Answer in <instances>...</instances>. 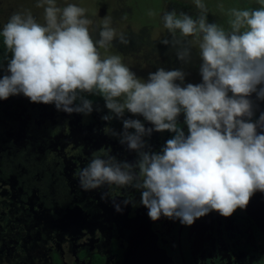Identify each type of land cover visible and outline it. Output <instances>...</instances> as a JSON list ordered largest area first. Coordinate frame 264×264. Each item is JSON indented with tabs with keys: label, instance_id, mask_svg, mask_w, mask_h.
I'll list each match as a JSON object with an SVG mask.
<instances>
[{
	"label": "clouds",
	"instance_id": "9594fccd",
	"mask_svg": "<svg viewBox=\"0 0 264 264\" xmlns=\"http://www.w3.org/2000/svg\"><path fill=\"white\" fill-rule=\"evenodd\" d=\"M257 3L259 8L231 10L230 31L207 23L201 0H195L196 19L175 10L163 14L164 27L177 42L200 37L203 82L181 86L175 83L185 79L181 70L159 68L145 81L119 56H102L100 49L114 39L127 44L123 34L117 36L109 27V20L94 41L89 31L93 22L84 8L68 4L60 9L55 0H40L37 7L47 5L44 24L30 12H18L0 31L11 53L10 74L0 78V100L22 93L32 103L89 115L93 102L83 95L88 93L104 99L113 114L104 115L105 121L122 118L125 110L143 116L154 127L124 119L123 132L116 134L138 154L135 163L119 161L110 152L93 156L75 174L80 187L135 188L152 221L163 215L191 226L213 210L230 217L245 209L256 191L264 192V131H257L264 129V113L251 122L253 102L248 98L256 93L264 100V87H258L264 85V0ZM188 56L187 48L178 53L181 61L187 62ZM182 112L187 136L177 123ZM165 130L175 135L159 152L146 151L143 138ZM116 210L122 211L119 206Z\"/></svg>",
	"mask_w": 264,
	"mask_h": 264
},
{
	"label": "flooded vegetation",
	"instance_id": "af4514ba",
	"mask_svg": "<svg viewBox=\"0 0 264 264\" xmlns=\"http://www.w3.org/2000/svg\"><path fill=\"white\" fill-rule=\"evenodd\" d=\"M181 2H164L159 33L153 35L147 23L144 31L140 30L143 39L130 41L135 34L122 33L124 28L121 34L127 45L114 40L107 49H100L101 55L110 56L106 54L109 50L117 56L121 53L126 65V48L132 52L143 49L146 55L138 64L147 70L132 72L147 81L153 71L148 69L155 62L149 56L159 51L157 59H166L161 63L166 71L185 73L184 81L175 83H202L199 35L177 42L164 27L165 12L175 10L193 19L198 17L199 9ZM254 3L260 7L257 0ZM12 15L6 0H0V31ZM207 23L231 30L208 14ZM126 27L131 29L128 24ZM185 48L189 51L187 62L178 58ZM10 58L0 37V78L10 74ZM83 95L93 102L89 115L68 114L54 104L32 103L22 93L0 100V264H264V192L256 191L246 208H238L230 217L213 210L188 226L163 215L152 221L141 203V191L135 188L104 185L84 191L75 174L93 156L110 152L119 161L135 163L138 159V154L122 145L116 135L123 132L124 119H138L145 128L154 126L127 110L122 118L105 121L104 115L113 114L104 99ZM248 98L253 102L251 122H255L264 113V100L256 93ZM184 120L182 112L177 123L187 136ZM174 135L167 130L153 131L143 138L145 150L159 152ZM126 200L130 202L126 204ZM117 206L122 211L118 212Z\"/></svg>",
	"mask_w": 264,
	"mask_h": 264
},
{
	"label": "rangeland",
	"instance_id": "374dc122",
	"mask_svg": "<svg viewBox=\"0 0 264 264\" xmlns=\"http://www.w3.org/2000/svg\"><path fill=\"white\" fill-rule=\"evenodd\" d=\"M165 1L167 0H55V4L60 9H63L68 4H75L78 7L84 8L85 16L93 22L89 25V31L94 41L100 39L99 29L104 25L105 20L110 21L109 27L114 30L120 28V32L115 31L117 36H119L121 31L125 28L122 33H128L126 35H133L132 32H134L135 38L133 37L130 41H137L143 39L142 35L147 23H150L149 30L152 31L153 35H155V33H159V12L164 6ZM180 1L184 2V5L192 3L194 8L197 9L195 0ZM201 2L207 8V14L227 28H230L229 21L233 18L230 15L232 9H249L248 7H253V9L256 8L254 3L255 0H201ZM38 3H40V0H6V7L13 14L15 9H17L16 13L30 12L38 23L44 24V8L47 7V5L37 7ZM127 24L131 29L126 27ZM141 29L143 31H140ZM114 40L117 41L118 39ZM117 44L124 46L127 45L121 43L119 40ZM117 44L115 43L114 46L116 47ZM125 51L123 50V53L126 54V58L124 60L126 62V66H129L131 71L145 73L144 71L147 70V68L143 67L142 64H138V62L140 59L145 57L146 52L143 49L138 52H132L127 48ZM114 53L115 52L112 50L106 52L107 55H114ZM158 53L159 51L152 53L149 56H152L150 61H155L152 69H148L153 70L152 73L157 71L159 68H163L161 63H164L166 60L162 58V61L159 62L157 59V57H159Z\"/></svg>",
	"mask_w": 264,
	"mask_h": 264
},
{
	"label": "water",
	"instance_id": "95a60500",
	"mask_svg": "<svg viewBox=\"0 0 264 264\" xmlns=\"http://www.w3.org/2000/svg\"><path fill=\"white\" fill-rule=\"evenodd\" d=\"M125 264H127V262Z\"/></svg>",
	"mask_w": 264,
	"mask_h": 264
}]
</instances>
